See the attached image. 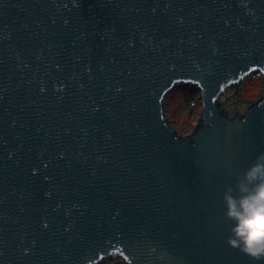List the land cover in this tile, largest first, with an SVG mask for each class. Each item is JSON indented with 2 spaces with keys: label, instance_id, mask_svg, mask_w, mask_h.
Segmentation results:
<instances>
[{
  "label": "water",
  "instance_id": "obj_1",
  "mask_svg": "<svg viewBox=\"0 0 264 264\" xmlns=\"http://www.w3.org/2000/svg\"><path fill=\"white\" fill-rule=\"evenodd\" d=\"M254 69L264 0H0V264H264L221 201L264 152V98L216 103ZM178 81L200 89L186 136Z\"/></svg>",
  "mask_w": 264,
  "mask_h": 264
},
{
  "label": "clouds",
  "instance_id": "obj_2",
  "mask_svg": "<svg viewBox=\"0 0 264 264\" xmlns=\"http://www.w3.org/2000/svg\"><path fill=\"white\" fill-rule=\"evenodd\" d=\"M221 201L224 216L231 221L227 244L264 262V152L238 172L232 183L223 185ZM164 256L161 253L160 259Z\"/></svg>",
  "mask_w": 264,
  "mask_h": 264
},
{
  "label": "rangeland",
  "instance_id": "obj_3",
  "mask_svg": "<svg viewBox=\"0 0 264 264\" xmlns=\"http://www.w3.org/2000/svg\"><path fill=\"white\" fill-rule=\"evenodd\" d=\"M263 79L256 75L247 74L242 88L234 94V88L226 89L219 99L228 114L243 113L249 105L263 94ZM194 101L192 104L191 102ZM163 115L168 125L178 134H189L195 127L201 112L200 89L189 81L176 82L163 96ZM97 264V263H96ZM101 264H128L116 259H106Z\"/></svg>",
  "mask_w": 264,
  "mask_h": 264
},
{
  "label": "trees",
  "instance_id": "obj_4",
  "mask_svg": "<svg viewBox=\"0 0 264 264\" xmlns=\"http://www.w3.org/2000/svg\"><path fill=\"white\" fill-rule=\"evenodd\" d=\"M262 79L264 80V73L262 72ZM246 76V75H245ZM245 76H243V77H241L239 80H237V81H233V82H230V84L229 85H232V87L235 89V88H237V91L239 90V88L241 87V83L244 81V78H245ZM263 98H264V91H263V94H261V96L260 97H258L256 100H254L250 105H249V107L248 108H252L253 106H255V105H257V104H259L262 100H263ZM216 103L220 106V107H222V105H221V103H220V101L218 100V98H216ZM223 108V107H222ZM247 108V109H248ZM223 110V112H225V115L227 116V117H229V118H234L235 116H240L241 118H243L245 115H244V113H235V114H233V115H230V114H228V112L226 111V109H222ZM201 125V122L199 121V118H198V121L196 122V125H195V127H194V129H197L199 126ZM171 128V127H170ZM172 129V128H171ZM176 132V131H175ZM176 134L177 135H181V134H178L177 132H176ZM186 135H188V134H186ZM185 135V136H186ZM182 136H184V135H182ZM109 258H111V259H116V258H119L120 260H123L120 256H116V257H111V256H108L106 259H109ZM124 261V260H123ZM97 264H101V261L100 262H98Z\"/></svg>",
  "mask_w": 264,
  "mask_h": 264
},
{
  "label": "built area",
  "instance_id": "obj_5",
  "mask_svg": "<svg viewBox=\"0 0 264 264\" xmlns=\"http://www.w3.org/2000/svg\"><path fill=\"white\" fill-rule=\"evenodd\" d=\"M249 74H251V75H253V76H255V74L256 75H258V76H260L261 78H262V72L260 71V70H258V69H254L253 71H251ZM192 104L194 103V101H192L191 102Z\"/></svg>",
  "mask_w": 264,
  "mask_h": 264
},
{
  "label": "crops",
  "instance_id": "obj_6",
  "mask_svg": "<svg viewBox=\"0 0 264 264\" xmlns=\"http://www.w3.org/2000/svg\"><path fill=\"white\" fill-rule=\"evenodd\" d=\"M263 83H264V80H263ZM242 86H243V82L241 83V87L240 88H242ZM229 89V88H228ZM226 91V90H225ZM237 92V91H236ZM236 94V93H235ZM218 100L220 101V99L218 98ZM220 103H221V101H220ZM222 105V104H221Z\"/></svg>",
  "mask_w": 264,
  "mask_h": 264
},
{
  "label": "flooded vegetation",
  "instance_id": "obj_7",
  "mask_svg": "<svg viewBox=\"0 0 264 264\" xmlns=\"http://www.w3.org/2000/svg\"><path fill=\"white\" fill-rule=\"evenodd\" d=\"M109 259H110V258H109ZM105 260H106V259L103 258V259L101 260V263L104 262Z\"/></svg>",
  "mask_w": 264,
  "mask_h": 264
}]
</instances>
